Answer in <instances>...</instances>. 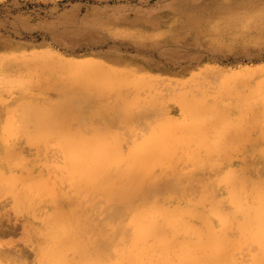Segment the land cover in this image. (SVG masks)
Masks as SVG:
<instances>
[{
    "label": "rangeland",
    "instance_id": "374dc122",
    "mask_svg": "<svg viewBox=\"0 0 264 264\" xmlns=\"http://www.w3.org/2000/svg\"><path fill=\"white\" fill-rule=\"evenodd\" d=\"M0 54V105L2 102H13L12 99L27 98L59 103L72 109L69 123L73 129L90 132L92 123L101 124L117 135L121 133L122 138L125 137L123 144L128 149L132 140L137 137L141 139L157 114L176 116L179 113L178 104L186 93L188 99L204 95L219 106L228 107L233 103L235 110L230 113L227 109L231 117L237 119V116L243 115L244 110L241 111L240 107L248 103L246 98L251 91L250 86L242 83L243 74L264 66V0H0ZM50 55H54L55 59L57 56L61 58L55 60ZM88 64L111 72L116 70L115 73L121 72L120 77L129 75L125 82L129 83L132 79L133 82L128 85L117 83L124 85L119 87L113 84L120 79L107 82L113 78L108 76L104 77L105 81L109 79L104 85L94 79L97 83L90 79L91 84H87V81L76 76V73L83 72H75L73 69ZM57 66L60 68L57 69ZM7 75L16 78L21 85L18 86L14 79L10 82L9 79L4 80ZM16 75L27 81L17 79ZM142 80L145 81L144 85ZM136 92L140 102L148 99V103L151 104L152 100L156 104L154 100L158 99V104H152L153 107L147 106V102L145 106L126 105L125 102L131 103L134 100ZM233 99L237 100L231 101ZM213 118L217 117L214 115ZM241 118L238 122L242 121ZM250 122L251 119L241 122V128L237 131H251L254 127ZM140 130L144 131L141 133ZM239 136L236 135V138L239 139ZM249 139H244L246 143H243L242 151L238 153L240 165L237 166L236 175L243 181L246 195L251 201L264 191V163L255 155V144L251 145ZM0 147V157L9 165H15L22 157L29 160L35 154L32 148L25 147L18 139L12 140L9 146L0 143ZM195 147L207 156V149L199 141L194 144ZM46 148L40 147L38 157L42 162L50 164L52 168L49 176L52 180L57 179L61 190L73 195L70 183L62 179L65 176L62 151L55 144L53 149ZM10 152L12 156L8 158L7 153ZM179 166L175 170L168 169L167 174L165 171L160 184H156L155 189L151 188L153 190L150 193H155L157 189L156 192L160 191L158 197L162 195L163 200L168 193L177 195L185 190L186 196L175 200L182 202L186 208L191 203L188 198L197 197L202 191L206 176L197 174L198 165L192 162L191 157ZM190 174L191 179H183ZM206 184L216 188L212 180ZM212 193H215L216 199L221 198L213 189L207 195L213 197ZM169 199L166 198L163 204L171 205ZM108 203L101 199L90 203L82 200L83 206H89L92 210L91 221L87 223L102 231V235L98 230L99 235L91 231L89 236L99 247L103 260L112 262L118 251L130 244L133 228L129 224L130 215L120 210L122 206L117 204L120 202L115 204L119 212L114 210L115 202L111 205ZM115 215H119L118 218ZM24 222L22 216L2 218L0 241H3L6 248L14 246L22 250L27 245H24ZM117 225L124 226L123 234L114 235ZM103 232L107 234L105 237ZM229 233L234 237L239 235L235 226L229 229ZM109 235L114 236V239ZM110 253L113 255H108ZM258 253L260 250L256 243H245L235 249L234 264H255L254 258Z\"/></svg>",
    "mask_w": 264,
    "mask_h": 264
},
{
    "label": "bare ground",
    "instance_id": "6f19581e",
    "mask_svg": "<svg viewBox=\"0 0 264 264\" xmlns=\"http://www.w3.org/2000/svg\"><path fill=\"white\" fill-rule=\"evenodd\" d=\"M60 58L57 56V59ZM96 65L99 66L98 63ZM96 65H82L73 71L83 72L76 73V76L87 81V84L94 79L104 85L109 80L105 81L104 77L108 76L113 78L107 82L120 79L113 85L122 82L128 85L133 82L130 78L129 83L125 82L128 74L127 77L121 75V78V72L115 73L116 70L112 69L111 72ZM245 73L247 74H243L242 83L250 86L251 91L246 98L248 103L240 107L241 111L244 110L243 115L237 116V119L227 112V109L230 113L235 110L233 103L228 107L219 106L204 95L188 99L185 97L188 96L186 93L177 103L179 113L176 116L157 114L143 135L141 133L144 130H140L141 139L137 137L138 140H132L128 149L123 144L125 137L122 138L121 133L117 135L101 124L91 122V133L89 130L73 129L69 123L72 111L70 107L33 98L2 102L0 143L9 146L12 140L18 139L25 147L32 148L35 154L29 160L20 158L15 165L5 164L0 157V221L4 216L25 218L24 245L27 244L26 249L23 246L22 250H17L14 246L6 248L3 241H0V264H234L235 249L245 243L257 244L260 253L255 255V264H264V191L257 199L248 200L243 181L236 175L240 165L238 153H241L242 145L246 143L245 138H250L248 142L251 145L255 144V155L264 163V66ZM7 76L4 80L13 81L14 77ZM135 82L137 83L136 78ZM141 82L144 85L145 81ZM16 83L19 84L18 81ZM103 85L100 86L102 89ZM109 86L112 88V85ZM118 86L121 87L122 84ZM102 89L99 91L103 92ZM136 94L133 95L132 102L129 100L131 103L125 104L145 106L148 99L145 100L147 103H141ZM230 94L233 95L231 92ZM223 95L224 93L222 98ZM150 101L152 103L149 102L147 106L153 104ZM158 101L155 99L156 104L153 105H157ZM213 114L217 118H213ZM240 118L242 121L238 122ZM249 119L254 128L251 131H237L241 128L240 123ZM238 134L239 139L236 138ZM198 141L207 149V156L194 148ZM53 144L64 155L65 176L62 179L70 183L73 195L61 190L57 179L52 180L49 176L52 168L50 164L42 162L38 157L41 146L50 150L53 149ZM7 156L10 158L12 153H7ZM189 157L198 165L197 174L206 176L200 194L188 198L191 202L189 207L185 208L182 202L175 200L184 198L187 194L185 190L177 195L168 193L163 200L162 195L158 197L160 191L156 192L157 189L154 190L155 193H150L157 188L156 184H160L165 171L167 174L168 169L175 170ZM191 175L184 176L183 179H191ZM210 180L213 184H216L214 180L217 181L216 188L206 184ZM212 189L220 194V199L214 197L215 193H212L213 197L207 195ZM166 198H170L168 201H172L171 205L163 204ZM100 199L109 202L108 205L120 202L117 204L122 207L118 208L130 215L129 224L133 228L132 234L127 231L132 235L130 244L126 243L127 246L118 251L112 262L103 260L99 247L92 241V236H89V232L97 233L99 230L87 223L88 220L91 221L92 210L82 204V200L90 203ZM110 208L113 209L112 206ZM115 216L118 218L119 215ZM233 226L239 231L238 237L229 233ZM116 227L114 235L124 233V226ZM125 236L126 234L121 238ZM109 237L114 239V236Z\"/></svg>",
    "mask_w": 264,
    "mask_h": 264
}]
</instances>
